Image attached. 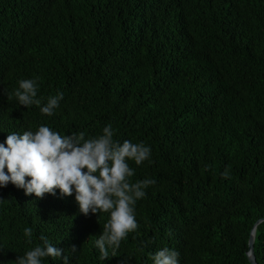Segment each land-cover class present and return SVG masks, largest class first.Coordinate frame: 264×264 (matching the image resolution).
Here are the masks:
<instances>
[{
  "label": "trees",
  "instance_id": "obj_1",
  "mask_svg": "<svg viewBox=\"0 0 264 264\" xmlns=\"http://www.w3.org/2000/svg\"><path fill=\"white\" fill-rule=\"evenodd\" d=\"M25 79L37 80L40 106L13 95ZM58 93L55 114H42ZM109 124L114 141L151 149L128 161L132 183L156 182L135 204L136 231L101 260L110 213L84 216L74 193L37 199L9 183L0 264L42 235L68 264H154L164 247L179 264H250L264 217V0H0V143L41 125L89 139ZM254 254L264 264V222Z\"/></svg>",
  "mask_w": 264,
  "mask_h": 264
},
{
  "label": "clouds",
  "instance_id": "obj_2",
  "mask_svg": "<svg viewBox=\"0 0 264 264\" xmlns=\"http://www.w3.org/2000/svg\"><path fill=\"white\" fill-rule=\"evenodd\" d=\"M37 92V80L25 79L19 81L13 95L19 105L27 108L33 104L41 105V100L36 99ZM62 99V93L49 97L40 112L54 115ZM113 136L110 124L103 128L102 135L89 139H85L83 132L62 136L41 125L35 132L8 134L0 143V188L11 183L23 189L26 196L37 199H42L46 193L55 196L57 190L61 198L74 193L79 212L84 216L110 213L102 234L95 241L101 260L109 259L108 248H112L115 256L121 241L139 227L135 204L146 195L145 189L156 183L152 179L130 181L134 170L128 161L141 165L149 160L150 147L128 140L120 143L114 141ZM221 178H230L227 169L221 173ZM24 234L31 238L33 229L25 228ZM40 240L41 245L17 256L15 264H42L47 257L61 258L63 264H68L64 249L51 244L43 235ZM71 251H77L75 245ZM179 255V252L164 247L152 255V260L154 264H179Z\"/></svg>",
  "mask_w": 264,
  "mask_h": 264
},
{
  "label": "water",
  "instance_id": "obj_3",
  "mask_svg": "<svg viewBox=\"0 0 264 264\" xmlns=\"http://www.w3.org/2000/svg\"><path fill=\"white\" fill-rule=\"evenodd\" d=\"M261 222H264V217L259 218L254 222L253 227H252L250 234H249V237H248V248L246 251V255H247V259H248L250 264H258L256 257H255V254H254V238H255L256 226Z\"/></svg>",
  "mask_w": 264,
  "mask_h": 264
}]
</instances>
